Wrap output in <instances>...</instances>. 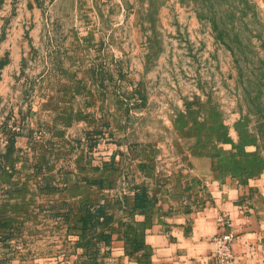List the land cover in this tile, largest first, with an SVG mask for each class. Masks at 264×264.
<instances>
[{
  "label": "rangeland",
  "instance_id": "rangeland-1",
  "mask_svg": "<svg viewBox=\"0 0 264 264\" xmlns=\"http://www.w3.org/2000/svg\"><path fill=\"white\" fill-rule=\"evenodd\" d=\"M0 33L22 49L0 90L8 88L0 100V160L13 154L8 144L16 137L50 153L43 145L67 127L70 147L58 156H69L78 172L72 188L93 197L79 200L88 219L83 234L99 206L87 200L129 186L122 175L126 185L117 186L113 174L115 156L128 158L115 148L119 139L132 146L130 158L152 169L143 161L176 153V139L187 137L230 140L248 175L264 163V0H0ZM79 122L87 131L74 132ZM25 152L30 157L31 146ZM89 155L100 163L84 165ZM85 168L103 171L91 178ZM3 171L14 167L0 161ZM136 185L135 193L144 190ZM52 187L65 188L63 181Z\"/></svg>",
  "mask_w": 264,
  "mask_h": 264
},
{
  "label": "crops",
  "instance_id": "crops-1",
  "mask_svg": "<svg viewBox=\"0 0 264 264\" xmlns=\"http://www.w3.org/2000/svg\"><path fill=\"white\" fill-rule=\"evenodd\" d=\"M21 52L20 44L0 40V60L7 59L0 69V90L9 82L8 75L19 68ZM7 90L0 92L1 101ZM14 116L11 119L17 124L18 111ZM72 127L79 134L87 131L81 122ZM59 130L65 136L50 137L43 145L52 152L39 153L41 144L16 137L8 144L13 154L0 160L14 167V171L0 173V264H217L212 238L228 232L233 234L230 264H264V163L248 175L249 164L246 167L245 158L239 157L241 149L233 148L230 140L177 138L176 153L143 161L152 169L130 158L132 146L119 139L114 147L124 148L128 158L115 156L119 164L114 178L122 175V180L131 183L122 189L99 190L94 200H87L106 205L110 221L91 226L83 234L88 223L79 200L93 197L72 188L78 172L73 176L69 156H58L59 149L65 152L70 147L66 143L70 130ZM30 146L32 155L27 158L23 153ZM82 159L89 167L99 161L97 155ZM85 169L91 178L103 171ZM56 181H63L64 190L52 187ZM115 182L121 184V180ZM136 184H141L151 201L144 210L133 207ZM130 230L143 234L132 236ZM134 241L142 247L134 249Z\"/></svg>",
  "mask_w": 264,
  "mask_h": 264
},
{
  "label": "trees",
  "instance_id": "trees-1",
  "mask_svg": "<svg viewBox=\"0 0 264 264\" xmlns=\"http://www.w3.org/2000/svg\"><path fill=\"white\" fill-rule=\"evenodd\" d=\"M7 62V59H3L0 60V69L5 65V63ZM150 202L147 199V197L144 194V190L143 189H138L134 195V199H133V207L135 209H139V210H144L149 206ZM87 217L90 219L91 225L95 226L96 224H107L110 221V217L107 216L106 211H105V207L102 205L99 206H95L94 211H93V215L87 214ZM85 220L88 221L87 218H85ZM86 221V223H87ZM132 231V230H130ZM136 236V235H134ZM103 239L107 238V235H102ZM142 245L140 243H138L137 241H134V249H139L141 248Z\"/></svg>",
  "mask_w": 264,
  "mask_h": 264
},
{
  "label": "built area",
  "instance_id": "built-area-1",
  "mask_svg": "<svg viewBox=\"0 0 264 264\" xmlns=\"http://www.w3.org/2000/svg\"><path fill=\"white\" fill-rule=\"evenodd\" d=\"M232 240L233 234L231 232L212 238L217 264H230L232 262L233 257L230 250Z\"/></svg>",
  "mask_w": 264,
  "mask_h": 264
}]
</instances>
